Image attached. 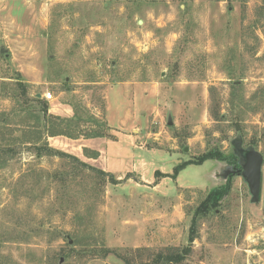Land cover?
<instances>
[{
	"label": "rangeland",
	"instance_id": "rangeland-1",
	"mask_svg": "<svg viewBox=\"0 0 264 264\" xmlns=\"http://www.w3.org/2000/svg\"><path fill=\"white\" fill-rule=\"evenodd\" d=\"M263 3L0 0V264H145L185 246L178 264H264V160L258 200L227 160L172 176L214 150L264 158ZM59 103L72 118L50 114ZM51 131L90 141L59 144L86 164L38 156Z\"/></svg>",
	"mask_w": 264,
	"mask_h": 264
},
{
	"label": "trees",
	"instance_id": "trees-1",
	"mask_svg": "<svg viewBox=\"0 0 264 264\" xmlns=\"http://www.w3.org/2000/svg\"><path fill=\"white\" fill-rule=\"evenodd\" d=\"M253 25L254 27H259L262 28L264 31V3L262 5H260L257 8V14H256V19L253 21ZM256 38H258V36L256 35ZM258 60L264 61V54L261 57H257ZM233 87H240V84L237 82H235L233 84ZM257 95H258V91H256L253 94V98L256 102L257 100ZM237 94H236V90H235V99H232V102H235V107L236 106H240V102L238 103V99H237ZM241 97V96H240ZM37 100H40V98H36ZM264 99V97H262L261 99H259V101L256 102V106L254 107L255 111H259L260 109L263 108V103L262 100ZM45 113H47V109L48 106L47 104L45 105ZM48 114V113H47ZM53 117L56 118H61L60 116H56V115H52ZM49 135H65L64 132H48ZM69 136V135H68ZM93 137H100V135H95ZM43 150L47 151L49 154L52 155H57L60 157H68V158H72L75 160L80 161V159L71 154V153H67L65 151L56 149L54 147H51L48 145V143H46L45 145H36V154L38 156H42L43 154ZM209 159H219V160H227V162L229 164H233L235 165V170H239L241 168L240 163L237 161V158H229L224 156L221 152L219 151H209L207 153H204L203 155H201L200 157H198L197 159H189V160H185L181 163H178L174 166V173L172 176H174L175 178L177 177L178 173L185 168L187 165L189 164H203L206 160ZM82 164H86L82 161H80ZM96 169V168H95ZM98 172H100L101 174H106L107 176H109L112 180L114 179V175L110 172H105L101 169H96ZM161 174L159 171H157L156 173ZM168 175V174H166ZM231 181H232V175L230 174L226 180V182L220 186L215 187L214 189L211 190V192L207 195V197L203 200V202L200 204V207L197 208V213L201 212L203 214L209 212L210 210H212L214 207H216L218 205V202L223 198V196L229 191L230 186H231ZM196 226V223H192L190 231L192 230V234L190 233V237L189 240L190 242H192L195 238H196V234L194 233V228ZM191 247L190 246H185L182 249H178V250H170L168 252H160L157 253V255L155 256V258L150 261L149 263H145V264H178L181 263L188 254H190L191 252ZM127 263L131 264V260L129 258L126 259Z\"/></svg>",
	"mask_w": 264,
	"mask_h": 264
},
{
	"label": "crops",
	"instance_id": "crops-1",
	"mask_svg": "<svg viewBox=\"0 0 264 264\" xmlns=\"http://www.w3.org/2000/svg\"><path fill=\"white\" fill-rule=\"evenodd\" d=\"M55 110H52V106H51V108L49 109L50 114L56 115V116H61L62 118H72L73 117V109H72V106L70 104H60V106L56 105ZM46 140H47L49 146L54 147L56 149L60 148L59 150H61V149L64 150V147L59 145L61 143H65V144H69V145L73 144L72 146H75L74 151L76 152V154H78V151L82 150L85 146L92 145L90 143V141H88L86 139L76 138V139H69L68 140V138L66 136H63V135H48ZM92 141H94V140L92 139ZM106 144L107 143H103V146L104 145L107 146ZM96 149H98V148H96ZM106 151H107L106 148L105 149L103 148L104 154L106 153ZM70 152H71V154H73V148H72V150L70 149ZM131 155H132V159H134L135 158V149L134 148L131 149ZM111 157L114 158L116 156L111 155ZM111 157H109V159H111ZM118 158L119 157L116 158L117 162H115V160L109 162L108 165L110 167H108L109 168L108 170L114 171L117 173L116 166H119V165H114V162L117 164H121V163H119ZM125 161L126 160H124V162Z\"/></svg>",
	"mask_w": 264,
	"mask_h": 264
},
{
	"label": "water",
	"instance_id": "water-1",
	"mask_svg": "<svg viewBox=\"0 0 264 264\" xmlns=\"http://www.w3.org/2000/svg\"><path fill=\"white\" fill-rule=\"evenodd\" d=\"M5 51L6 50L4 48L1 49L2 53H5ZM170 123L172 122L170 121ZM245 156L246 159L243 167L240 163L241 168L235 171L241 170L243 177L246 179L251 188L253 200H258L261 192L262 165L264 158L262 154L257 150H251L248 152L246 151Z\"/></svg>",
	"mask_w": 264,
	"mask_h": 264
},
{
	"label": "built area",
	"instance_id": "built-area-1",
	"mask_svg": "<svg viewBox=\"0 0 264 264\" xmlns=\"http://www.w3.org/2000/svg\"><path fill=\"white\" fill-rule=\"evenodd\" d=\"M44 96H45V98L48 99V100H50V99L53 98V94H52L50 91H48L47 93H45Z\"/></svg>",
	"mask_w": 264,
	"mask_h": 264
}]
</instances>
